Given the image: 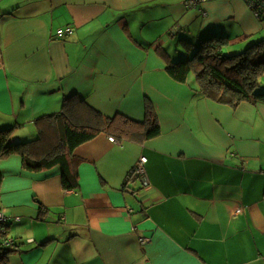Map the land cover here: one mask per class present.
<instances>
[{
    "label": "crops",
    "instance_id": "obj_1",
    "mask_svg": "<svg viewBox=\"0 0 264 264\" xmlns=\"http://www.w3.org/2000/svg\"><path fill=\"white\" fill-rule=\"evenodd\" d=\"M199 5L0 0V129L33 140L35 121L73 95L140 123L131 138L101 132L66 153L75 189L60 165L0 160L8 264L23 252L20 264H264V102L218 103L194 76L181 83L167 71L193 55L191 42L213 36L228 37L227 53L243 52L264 39V20L246 0ZM67 27L73 33L59 36ZM148 105L161 130L149 139ZM142 156L146 187L131 179Z\"/></svg>",
    "mask_w": 264,
    "mask_h": 264
},
{
    "label": "trees",
    "instance_id": "obj_2",
    "mask_svg": "<svg viewBox=\"0 0 264 264\" xmlns=\"http://www.w3.org/2000/svg\"><path fill=\"white\" fill-rule=\"evenodd\" d=\"M189 45L193 55L182 56L180 61H169L167 71L172 78L185 83L190 76H194L199 94L232 107L243 101L264 102V39L252 41L243 52L236 54L225 51L229 45L226 35L213 36L203 39L197 45L192 42ZM35 122L38 135L33 140L13 139L11 129H0V160L20 155L23 167L32 171L60 165L66 189L78 187L66 155L68 151L72 152L101 132H107L115 139L125 136L131 138V132L140 125L121 115L108 118L78 95L64 98L60 112L41 116ZM145 126L147 139L161 132L151 105L147 108ZM135 177L133 175L131 179ZM3 180L4 175L0 169V189ZM10 252L11 249L0 246V259H6Z\"/></svg>",
    "mask_w": 264,
    "mask_h": 264
},
{
    "label": "built area",
    "instance_id": "obj_3",
    "mask_svg": "<svg viewBox=\"0 0 264 264\" xmlns=\"http://www.w3.org/2000/svg\"><path fill=\"white\" fill-rule=\"evenodd\" d=\"M209 0H187V5L190 7H199L200 3L206 2ZM249 7L252 9L254 15L261 20H264V0H246ZM74 29L72 27L67 28H60L58 29L57 33L59 36H63L66 34L73 33ZM112 140H114V137H111ZM147 157L142 156L138 162L135 164V167L132 171V176H136L142 183L143 187L149 186L150 180L146 168L147 164ZM237 211H242V208H238ZM20 217H17L16 220H20ZM10 217L6 216L3 212H0V225H4L3 227H6L9 223ZM14 241V240H13ZM142 245H145L149 242L148 238H142L140 240Z\"/></svg>",
    "mask_w": 264,
    "mask_h": 264
},
{
    "label": "rangeland",
    "instance_id": "obj_4",
    "mask_svg": "<svg viewBox=\"0 0 264 264\" xmlns=\"http://www.w3.org/2000/svg\"><path fill=\"white\" fill-rule=\"evenodd\" d=\"M182 49V48H181ZM173 51L175 50V48L174 49H172ZM4 225H1V227H0V232H1V234H0V239L1 238H3L4 237V239H5V233L3 234V232H6L7 230H6V227H3ZM14 231H15V228H14ZM11 236L13 237V240H15L14 238H16L14 235H10V234H8V239H10L11 238ZM4 239H3V242H2V244L4 245L3 246V248H10L11 247V245H8V247L5 245V241H4ZM27 243V242H26ZM30 248H32L29 244H26V246H24L23 247V251H26L27 249H30ZM24 253V252H23ZM23 253H21L20 255V260L18 261V260H12V262H11V264H20V262L22 261V254ZM5 258H3V261L0 259V264H8V259L6 258L5 260H4Z\"/></svg>",
    "mask_w": 264,
    "mask_h": 264
}]
</instances>
